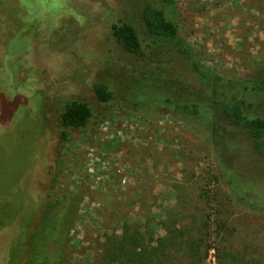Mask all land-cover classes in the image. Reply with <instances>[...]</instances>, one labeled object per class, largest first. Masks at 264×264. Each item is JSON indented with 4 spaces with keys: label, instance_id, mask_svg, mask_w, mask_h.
Masks as SVG:
<instances>
[{
    "label": "rangeland",
    "instance_id": "1",
    "mask_svg": "<svg viewBox=\"0 0 264 264\" xmlns=\"http://www.w3.org/2000/svg\"><path fill=\"white\" fill-rule=\"evenodd\" d=\"M144 3L171 13L180 39L222 77L245 76L264 60V0H0V137L9 136L18 115L23 132L28 125L39 131L33 188L51 201L70 196L75 210L62 264H116L103 257L116 254L126 225L137 229L142 245L135 251L145 257L176 230L187 231V243L202 238L221 254L218 212L228 231L252 228L256 219L254 242L264 248V210L223 201L227 176L201 132L153 106L157 97L132 83L149 67L121 48L110 26L131 22L139 29ZM97 81L110 86L112 100L96 99ZM74 99L87 102L92 117L61 141L57 111ZM237 179L241 189L245 182ZM205 192L215 201H205ZM17 231L16 224L0 229V264ZM259 250L243 264H264ZM190 261L217 264V252L203 247Z\"/></svg>",
    "mask_w": 264,
    "mask_h": 264
},
{
    "label": "trees",
    "instance_id": "2",
    "mask_svg": "<svg viewBox=\"0 0 264 264\" xmlns=\"http://www.w3.org/2000/svg\"><path fill=\"white\" fill-rule=\"evenodd\" d=\"M165 1L172 4V0ZM136 19L139 29L131 22L119 21L110 26L121 48L149 67L147 76L131 82L141 93L149 89L157 97L153 106L169 110L201 132L219 172L227 176L228 194L222 197L223 201L251 211H263L264 199L261 201L258 196H264L261 178L264 173V60L245 76L222 77L204 66L180 39L171 13L164 8L144 3ZM92 90L101 103L114 97L104 82H94ZM134 104L141 103L137 100ZM91 117L87 102L65 101L57 111L61 141L66 140L67 130L84 128ZM21 120L22 116L18 115L9 136L0 137V229L11 224L18 226L4 264H62L75 210L68 195L51 201L43 190H34L31 172L36 162L35 151L40 147L33 138L39 131L28 125L23 132ZM212 177L217 180L216 174ZM239 177L245 182L241 189L237 187ZM206 192L205 201H215ZM215 222L221 230V254L210 242L204 245L202 238L187 243V231L182 234L176 230L172 240H160L162 247L153 249L151 256L145 257L140 249L135 251L142 245L137 229L126 225L116 254L105 253L103 259L116 264L119 258L120 264H193L190 258L204 247L206 251L215 249L217 264H232L236 256L235 263L243 264L244 256L251 255L255 249H264L254 242L259 238L255 231L256 219H251L252 228L231 227L233 231L226 229L219 212ZM226 243L229 252H225Z\"/></svg>",
    "mask_w": 264,
    "mask_h": 264
},
{
    "label": "crops",
    "instance_id": "3",
    "mask_svg": "<svg viewBox=\"0 0 264 264\" xmlns=\"http://www.w3.org/2000/svg\"><path fill=\"white\" fill-rule=\"evenodd\" d=\"M249 9H252V7L249 6ZM263 11H264V9H263Z\"/></svg>",
    "mask_w": 264,
    "mask_h": 264
}]
</instances>
